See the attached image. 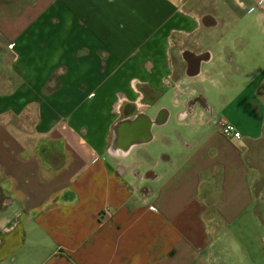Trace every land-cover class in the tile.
Returning <instances> with one entry per match:
<instances>
[{
  "label": "crops",
  "instance_id": "0c3cea01",
  "mask_svg": "<svg viewBox=\"0 0 264 264\" xmlns=\"http://www.w3.org/2000/svg\"><path fill=\"white\" fill-rule=\"evenodd\" d=\"M254 11L261 25L264 0H27L0 13V264H220L214 231L264 226L248 158L264 131L236 123L241 139L226 137L202 86L245 59L252 35L225 26ZM172 118L185 128L167 131ZM160 136L169 167L156 173L146 146Z\"/></svg>",
  "mask_w": 264,
  "mask_h": 264
},
{
  "label": "rangeland",
  "instance_id": "374dc122",
  "mask_svg": "<svg viewBox=\"0 0 264 264\" xmlns=\"http://www.w3.org/2000/svg\"><path fill=\"white\" fill-rule=\"evenodd\" d=\"M26 1L0 0V13H18L21 4ZM243 16L240 22L234 23L231 27H225L227 30L236 33L237 36L252 35V37H247L250 38L247 44V56L243 59L241 54L236 52L238 66L229 68L230 71L223 78L217 75L216 80L218 83L206 82L202 86L205 89V94L215 106L212 113L208 114L209 119L216 116L218 121L225 119L231 123L234 122V125L238 123L242 130L259 134L264 131V94L262 93L264 83L259 84L261 83V77L259 78V76L264 72V23L260 25L256 22L255 11L252 13L244 12ZM229 46L235 51L236 47ZM239 47L240 45H237V48ZM255 79L258 80L253 81V85L250 86L249 83ZM173 98L168 95L160 102L175 110ZM196 122L200 123L201 121L198 118ZM168 126L167 131L172 130L173 132L185 128V126L180 125L176 118H172ZM194 126L196 129L197 124H194ZM235 126L237 127V124ZM198 132L199 130L195 132L196 136L201 135L197 134ZM189 135L192 134L189 132ZM146 147H149V152L156 161L154 164L156 173H161L169 167V164L163 160V155L170 149V145L163 140L162 136ZM183 151L184 153L187 152L185 149ZM248 158L250 164L256 169H252L251 180L256 192L259 216L264 222V140L249 144ZM148 166L149 164L142 165L141 172L146 173ZM161 181L162 179L145 178L142 185L146 188H158ZM208 184L209 180L207 179V181H204L203 190L207 189ZM243 221L248 225L246 228L239 229L235 225L226 226V224H223L222 228L214 231L213 236L217 240L215 252L220 264L264 263V245L261 241L264 239V226L257 227L255 222L252 221V216L248 219L245 218Z\"/></svg>",
  "mask_w": 264,
  "mask_h": 264
},
{
  "label": "built area",
  "instance_id": "2783aa9c",
  "mask_svg": "<svg viewBox=\"0 0 264 264\" xmlns=\"http://www.w3.org/2000/svg\"><path fill=\"white\" fill-rule=\"evenodd\" d=\"M254 10V8L251 9V11ZM14 44H11L10 46H13ZM91 96H94V94H92ZM220 128L222 133L229 138H233V139H241L242 137V133L240 132V130L231 122L228 121H222L220 123ZM153 210L156 211L155 208L152 207Z\"/></svg>",
  "mask_w": 264,
  "mask_h": 264
},
{
  "label": "flooded vegetation",
  "instance_id": "af4514ba",
  "mask_svg": "<svg viewBox=\"0 0 264 264\" xmlns=\"http://www.w3.org/2000/svg\"><path fill=\"white\" fill-rule=\"evenodd\" d=\"M131 127H132L131 132H129V133L125 132V134L121 136L124 143H126V140L134 141V140H137L138 138H140L141 136L144 135V133L138 132L139 130H142L144 128V120L137 122L136 125L132 124Z\"/></svg>",
  "mask_w": 264,
  "mask_h": 264
},
{
  "label": "water",
  "instance_id": "95a60500",
  "mask_svg": "<svg viewBox=\"0 0 264 264\" xmlns=\"http://www.w3.org/2000/svg\"><path fill=\"white\" fill-rule=\"evenodd\" d=\"M199 71V66L197 65V63L195 61H190L189 63V72L190 75H195L196 73H198Z\"/></svg>",
  "mask_w": 264,
  "mask_h": 264
}]
</instances>
